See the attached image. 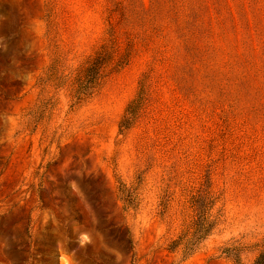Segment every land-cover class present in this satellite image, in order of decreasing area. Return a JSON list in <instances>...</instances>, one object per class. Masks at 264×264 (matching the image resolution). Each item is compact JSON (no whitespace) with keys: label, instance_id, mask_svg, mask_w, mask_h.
Masks as SVG:
<instances>
[{"label":"rangeland","instance_id":"1","mask_svg":"<svg viewBox=\"0 0 264 264\" xmlns=\"http://www.w3.org/2000/svg\"><path fill=\"white\" fill-rule=\"evenodd\" d=\"M195 201L215 227L185 258ZM225 247L264 248V0H0V264Z\"/></svg>","mask_w":264,"mask_h":264},{"label":"trees","instance_id":"2","mask_svg":"<svg viewBox=\"0 0 264 264\" xmlns=\"http://www.w3.org/2000/svg\"><path fill=\"white\" fill-rule=\"evenodd\" d=\"M104 56L98 54L94 59L88 64L85 69V75L81 83L79 84V93L85 94L89 92L99 80L100 73L105 66ZM136 101V100H135ZM135 103V102H133ZM135 107L129 106L125 117L119 123V129L125 130L131 126V116L135 113ZM122 192V191H121ZM125 207L135 208L137 206L136 199L133 194L126 193V196L122 197ZM196 210L197 217L193 222V229L190 236L186 239L183 244V257L187 258L193 254L199 245L204 241V239L211 233L215 227V221L210 220L206 212V205L195 201L193 203ZM170 249H175V244L171 243ZM222 253L228 257H231L235 264H243L241 261L240 253L230 247H225L222 249ZM252 264H264V248L257 254Z\"/></svg>","mask_w":264,"mask_h":264}]
</instances>
